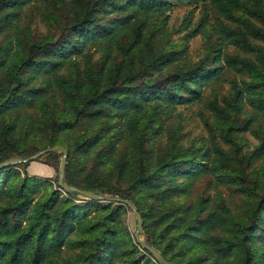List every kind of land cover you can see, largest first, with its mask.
Instances as JSON below:
<instances>
[{
	"label": "trees",
	"instance_id": "16d2710c",
	"mask_svg": "<svg viewBox=\"0 0 264 264\" xmlns=\"http://www.w3.org/2000/svg\"><path fill=\"white\" fill-rule=\"evenodd\" d=\"M33 1L0 0V161L64 145V180L132 200L145 241L172 264H264V0H180L178 37L174 0ZM20 7L31 9L24 23ZM36 13L42 35L29 28ZM196 35L204 53L193 60L177 38ZM225 68L244 79L210 89L208 138L183 142L170 116ZM24 165L0 168V264H159L124 223L126 204L87 197L90 209L76 191L60 195L57 177L14 169ZM202 175L214 192L189 199Z\"/></svg>",
	"mask_w": 264,
	"mask_h": 264
},
{
	"label": "rangeland",
	"instance_id": "374dc122",
	"mask_svg": "<svg viewBox=\"0 0 264 264\" xmlns=\"http://www.w3.org/2000/svg\"><path fill=\"white\" fill-rule=\"evenodd\" d=\"M172 2L173 4L167 10V12L169 13L168 24H170L173 27L172 35L174 37H178L179 35L183 33L185 29L184 26L186 25V22H184V17H185L184 15L188 11L189 5L180 0H174ZM35 4H39V3H37L36 0H34L33 2H30V8L33 9L34 8L33 5ZM31 9L27 7L26 8L20 7L18 9H15L16 11L20 12L21 20L24 19L22 23H24L25 21L24 12L25 11L30 12ZM199 11H200V7L195 9L194 17L192 18V20L198 17ZM32 12L34 11L32 10ZM31 17H32V20L29 23V28L31 29L30 30L31 33L33 35H42L46 33L47 27L44 24V22L39 18V15H37L36 13L35 16H31ZM177 39L179 42H187V46H188L187 53H188L189 58L193 60H198L202 57L204 53V42H203V38L201 37V35L193 36L188 41H184L183 39H180V38H177ZM260 43L262 44L263 42H260ZM226 50L230 52L239 51L235 46H232V45L226 47ZM230 79H236L238 81H241L242 79H244V75L238 69H230V68L226 69L225 68L223 72L220 74L219 81L215 83L212 81V82H209L208 85H206V88L204 91V98L201 101H199L198 103H194L192 105L179 106L177 108V111H179L180 113L177 116H173V115L170 116L169 118L170 127L172 128L178 127L179 133H185L182 137L183 142L186 143L192 140L197 141L198 139L208 138L207 137L208 130L203 120L201 119V113H203L204 116L208 117V119L210 120L212 119L210 111L207 108H205L206 97L208 96V93L212 87L217 88V91L220 94L225 93L226 90L230 87V82H229ZM178 124H180V126ZM238 136L242 143L243 149H246V148L250 149L257 142V140L253 137V135L249 131L238 134ZM54 152L58 153V158H56V156H43L44 155L43 154L39 157H36L35 159L23 162V163H26V165L22 167L14 168V169H17L21 173L25 172L28 175H36L37 177H40V178H50L54 186L55 178L57 177V172L61 167L60 158L62 155L61 151H54ZM68 154H69V149H68ZM257 163H262V162L258 161ZM210 179L211 178L208 175L200 176L193 184V188L191 191L192 194L190 195L189 199L194 198L198 193L205 194V193L214 192L213 182ZM2 187H4V185H2ZM54 188L58 189L56 186ZM59 189L61 188L59 187ZM218 189L219 190L221 189L223 191V193L227 196V199L231 198L236 203H239L241 201L240 198L237 196V194L233 191L231 186L219 185ZM59 191H60V195H64L63 189ZM86 198L87 197L80 194L79 196L77 195L74 198V200L78 204L89 203L87 206L86 205L85 206L89 207L90 209H93L91 202H87ZM121 215H122L123 221L126 224L128 230L133 235L135 228H136V219H135L133 211L128 206H124L122 208ZM71 236H73V234H71ZM141 236L143 238L145 237L143 231H142ZM64 250L69 253L73 252V250L68 249V248H65Z\"/></svg>",
	"mask_w": 264,
	"mask_h": 264
},
{
	"label": "water",
	"instance_id": "95a60500",
	"mask_svg": "<svg viewBox=\"0 0 264 264\" xmlns=\"http://www.w3.org/2000/svg\"><path fill=\"white\" fill-rule=\"evenodd\" d=\"M49 151H61L62 152V155L60 158L61 167L57 172V183L60 186V188H63L66 191H76L85 197H90V198H95V199H105V200L116 201V202L126 204L133 211L135 219H136V228L133 233L136 241L139 244H141L143 247L147 248L159 264H172L170 261H168L164 257V255L160 252V250L148 244L145 241V239L141 236L142 231H143V219H142L141 213L139 212L136 204L132 200L121 197L119 195L104 194V193L97 192L95 190L80 188L64 180L65 167H66L67 155H68V148L66 146L64 145L47 146V147L39 149L38 151H36L35 153L27 157L11 156V157H8L0 161V168L6 167L9 165L18 163V162H25L28 160L35 159L36 157H39L42 154L49 152Z\"/></svg>",
	"mask_w": 264,
	"mask_h": 264
}]
</instances>
